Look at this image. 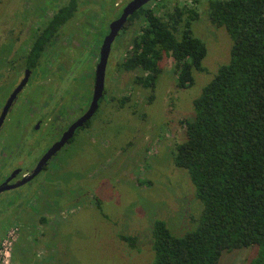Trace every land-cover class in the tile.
Returning <instances> with one entry per match:
<instances>
[{
	"label": "rangeland",
	"instance_id": "1",
	"mask_svg": "<svg viewBox=\"0 0 264 264\" xmlns=\"http://www.w3.org/2000/svg\"><path fill=\"white\" fill-rule=\"evenodd\" d=\"M67 1L0 0V86L7 79V69L13 66L20 72L22 68L17 60L20 51L15 54V50L25 52L32 29L44 24ZM126 1L78 0L76 15L64 26L66 34H61L54 48L44 53L33 76L51 85L47 94L57 96L58 85L60 93L64 88L60 86L64 73H69V81L71 75L76 78V93L64 97L59 115L64 110L73 116L86 105L85 93L91 89L88 74L94 47L98 49L99 43L97 36L103 35L107 22ZM206 1L198 0L194 4L199 16L192 22L193 34L205 42L207 54L203 59L204 70H194L192 86H176L170 56L161 60L162 71L153 89L135 82V77L142 73L140 69L119 68L117 64L125 57L131 38L140 27L137 23L129 26L115 42V55L113 51L110 53L106 95L90 126L77 130L67 146L32 180L0 193V227L13 218L34 221L40 199L58 218L53 235L39 237V243L28 249L25 264H150V231L154 219L165 220L175 234L194 226L201 207L186 172L174 164L172 151L184 138L183 120L193 116V99L219 66L228 61L231 45L225 28L216 27L205 17ZM183 4L191 2L156 0L149 6L167 17L175 5ZM71 31L77 39L75 44L67 38ZM67 43L71 47L67 45L64 51L75 60L80 57L71 67L74 74L69 72L71 58L55 60V47ZM9 52L7 59L11 63L7 66L3 55ZM35 94L31 95L32 110ZM19 114L24 115L14 109L12 118ZM13 123L4 126L2 142L12 144L17 137ZM27 127L24 135L30 138ZM50 140L47 138L45 142ZM24 142L12 149L11 156L0 157L1 175L21 166V162L34 167L44 146L31 150ZM19 149L24 154L22 161L16 154ZM122 235L136 237L135 248ZM26 240L22 239L17 246L18 253L26 251L22 246ZM256 249L250 246L224 251L218 264H247Z\"/></svg>",
	"mask_w": 264,
	"mask_h": 264
},
{
	"label": "trees",
	"instance_id": "2",
	"mask_svg": "<svg viewBox=\"0 0 264 264\" xmlns=\"http://www.w3.org/2000/svg\"><path fill=\"white\" fill-rule=\"evenodd\" d=\"M189 1L167 17L142 7L129 18L142 26L120 67L140 69L135 82L144 88L155 87L164 56L173 60L179 88L192 86L194 70H204L207 46L192 30L198 0ZM75 9L70 0L35 36L29 67ZM204 15L225 28L229 59L193 99V116L183 120L184 138L172 151L201 208L184 233L153 220L150 264H218L224 251L250 246L257 249L247 264H264V0H207ZM121 238L135 246L136 237Z\"/></svg>",
	"mask_w": 264,
	"mask_h": 264
},
{
	"label": "flooded vegetation",
	"instance_id": "3",
	"mask_svg": "<svg viewBox=\"0 0 264 264\" xmlns=\"http://www.w3.org/2000/svg\"><path fill=\"white\" fill-rule=\"evenodd\" d=\"M70 0H68L66 3H61L58 8L53 12V14L62 6L66 5L69 3ZM76 1V9L73 13V15L67 19L65 23H63L61 26H59L58 30L56 31L55 35L53 38L47 42L44 47L42 52L40 53V56L38 57V60L36 61L34 67H29L27 64V57L30 52V49L32 47V43L35 39V36L41 32V30L46 26L50 18H47L44 24L38 25L36 28L32 29V33L29 34V39L28 45L26 46L25 52L22 49L15 50V54H17L19 51V59L18 62L22 66L20 68V72H18L19 68H14L12 66L11 69H7L8 74L5 73V76H7V79H5V82L2 83L3 85L0 86V157H9L12 154V149H17L16 147H19V145L24 142L26 136L24 135L25 131H23L26 126V134H30V138H26L24 144H28L30 148H33L31 150H34V148H41V146H44V150L42 154H39V156L36 159V163L34 167H30L29 165H25V163L21 162V166H14V168L6 173L2 174L0 173V193L2 191H7L9 189H13L16 187H19L21 184H25L26 182L32 180L35 176H37L43 169H45L51 160L52 157L55 156V154L59 151H61L64 147L67 146V144L73 139V137L76 134V131L79 130L80 128H85L90 126L91 124V118L94 116V114L101 108L102 101L106 95V89H107V79L106 78V69L108 66L109 62V56L111 51L114 52L113 56L115 55V50H114V45L115 42L120 38V35L125 32L129 26L133 24H138V26H142V21L139 19H135L131 22H129V18L140 8L142 7H152L149 6L150 2L156 1V0H149L136 10L132 12V14L127 18V20L123 23V25L118 29L117 33L115 34L114 38L112 39L110 43V50L107 56V61L105 64V70H104V79H103V91L102 95L98 101L97 108L95 109L94 113L91 115L90 118H88L81 126L77 127L76 130L74 131L73 135L69 140L61 145L58 150L54 154H52L47 161L42 165L40 170L31 178L28 179L29 176L33 173L35 168L37 167V164L39 163L40 159L52 148V146L61 139L62 135L68 130V128L77 120L79 119L90 107L93 99V93H94V87H95V81H96V68H97V63L99 60L100 56V50L102 47V44L105 40V37L109 34L110 32V23L117 19L119 15L122 13L123 9L129 3L131 0H128L124 2L120 7H118V14L114 17L111 18L106 25L105 31L103 35L97 36L98 37V49L94 47L93 51V56H92V63H91V72L88 74V79L90 80V87L91 89L86 90V105L81 106L82 109L77 111L75 115L69 116L68 113H66L64 110L63 112L59 115V112L61 110L59 109L60 104H63V99L64 97L71 95L73 96L74 93H76V86H75V77L71 75L72 80H68L69 73H64L63 76H61L60 79V86H64V88H61L60 93L59 92V85L57 86V89L55 93L57 94H47V89L51 85H46L47 80H43L41 77L36 78L34 77V73L37 70V67L40 65V61L44 55V53L48 52V49L54 48L55 42L61 37V34L65 35L66 30L64 26L74 18L77 12L78 8V0ZM154 9V7H152ZM140 27L137 29V33L131 38V42L129 45V48L126 49V52L130 49L131 43L134 39V37L138 34ZM73 33V34H71ZM75 33L70 32V36L67 38L74 41L73 44H75L77 41L76 36L74 37ZM67 39V40H68ZM69 41V40H68ZM71 47V44H63V46L57 48L55 47V53L56 61H61L66 58H71V63L69 64V72H72L74 74V69L71 70V67H73L74 63H76L78 60H80V57L77 58L76 60L70 57L69 54H67L64 49ZM14 52V51H13ZM70 52V50H69ZM3 54V53H2ZM14 54V53H13ZM10 55L9 53H4V57L6 59L5 64L7 66L10 65V60L7 59V56ZM112 56V57H113ZM127 56V53L125 57ZM124 57V58H125ZM122 58L117 66L119 68L121 62L124 60ZM112 59V58H111ZM66 61V60H65ZM111 62L110 61V69H111ZM14 63V62H13ZM126 71V70H125ZM9 72H12L9 75ZM1 75V74H0ZM14 76V77H12ZM66 76V80L63 79L62 77ZM2 77V75L0 76ZM25 78V79H24ZM34 82V84H33ZM22 83V85H21ZM5 84V85H4ZM70 84V85H68ZM21 85V86H20ZM68 86V87H66ZM58 91V92H57ZM15 92V93H14ZM34 93L36 95L35 102L33 104V110L31 108V95ZM14 93V96L12 99L9 101L11 95ZM61 108V107H60ZM20 110V112L24 115H16L17 118H12V111L13 110ZM12 124L14 129L17 131V137L13 138L11 141L12 144H7L4 141L2 142L1 137L4 135V126L10 122H13ZM25 127V128H24ZM51 138L49 142H45V139ZM4 139V137H3ZM14 145V146H12ZM20 151V152H19ZM18 154V157L21 159L24 158V154L22 153V150H18L16 152ZM1 162V161H0ZM20 183V184H19ZM39 202L41 203L40 207L37 208L35 211V220L32 221L30 219H27L26 221L18 219V218H13L11 222H7L5 225L0 227V264H25V258L27 256V253H29L28 249L33 248L36 244L39 243L40 238L42 237L45 239L46 236H50L51 234L53 235V229L54 224H57V217L53 216V213L51 212L49 207H46L43 204V201L40 199ZM10 204H13L9 202ZM25 204L28 206L27 201ZM56 215V214H55ZM25 229V230H23ZM22 239H27L22 246H25L24 249H26L25 252L20 253L21 251H18L16 249L17 246L19 247V243L22 241ZM6 241V242H5ZM6 246V248H4ZM6 251V253H5Z\"/></svg>",
	"mask_w": 264,
	"mask_h": 264
},
{
	"label": "water",
	"instance_id": "4",
	"mask_svg": "<svg viewBox=\"0 0 264 264\" xmlns=\"http://www.w3.org/2000/svg\"><path fill=\"white\" fill-rule=\"evenodd\" d=\"M148 1L149 0H131L129 3H127V5L123 9V11L119 15V17L110 23V26H109L110 32L105 37V40H104L102 47H101V50H100V56H99V60L97 63V68H96V81H95L93 99H92V103H91L90 107L88 108L86 113H84L79 119H77L68 128V130L62 135L61 139H59V141H57L52 146V148L40 159L39 163L37 164V167L35 168V170L31 174V176L28 177V179L33 177L40 170V168L47 161V159L52 154H54L56 152V150H58V148L61 145L66 143L69 140V138H71V136L73 135L76 128L81 126L94 113L95 109L97 108L98 101L102 95V91H103L104 70H105V64L107 61V56H108V53L110 50V43H111L112 39L114 38L115 34L117 33L118 29L123 25V23L132 14V12ZM21 85H22V83H21ZM14 93L11 95L9 101L14 96Z\"/></svg>",
	"mask_w": 264,
	"mask_h": 264
},
{
	"label": "built area",
	"instance_id": "5",
	"mask_svg": "<svg viewBox=\"0 0 264 264\" xmlns=\"http://www.w3.org/2000/svg\"><path fill=\"white\" fill-rule=\"evenodd\" d=\"M5 242H6V241H5ZM4 248H6V246H5ZM5 253H6V251H5Z\"/></svg>",
	"mask_w": 264,
	"mask_h": 264
}]
</instances>
